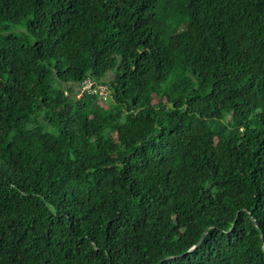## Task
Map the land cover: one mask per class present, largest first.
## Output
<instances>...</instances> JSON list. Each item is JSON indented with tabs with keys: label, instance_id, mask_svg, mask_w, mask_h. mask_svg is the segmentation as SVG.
<instances>
[{
	"label": "trees",
	"instance_id": "1",
	"mask_svg": "<svg viewBox=\"0 0 264 264\" xmlns=\"http://www.w3.org/2000/svg\"><path fill=\"white\" fill-rule=\"evenodd\" d=\"M160 259L264 264V0H0V264Z\"/></svg>",
	"mask_w": 264,
	"mask_h": 264
},
{
	"label": "built area",
	"instance_id": "2",
	"mask_svg": "<svg viewBox=\"0 0 264 264\" xmlns=\"http://www.w3.org/2000/svg\"><path fill=\"white\" fill-rule=\"evenodd\" d=\"M92 82L89 79H85L81 82L80 88H79V93L80 94L83 90H90ZM98 93L101 94L103 97L106 94V90L104 86H99L98 87Z\"/></svg>",
	"mask_w": 264,
	"mask_h": 264
},
{
	"label": "water",
	"instance_id": "3",
	"mask_svg": "<svg viewBox=\"0 0 264 264\" xmlns=\"http://www.w3.org/2000/svg\"><path fill=\"white\" fill-rule=\"evenodd\" d=\"M204 233H205V229L203 230V232H202L201 236L199 237V239L197 240V242H196L192 247H190L188 250H191L192 248H194L197 244H199V243L201 242ZM161 260H163V259H160V260H159L158 262H156L155 264H158Z\"/></svg>",
	"mask_w": 264,
	"mask_h": 264
},
{
	"label": "rangeland",
	"instance_id": "4",
	"mask_svg": "<svg viewBox=\"0 0 264 264\" xmlns=\"http://www.w3.org/2000/svg\"><path fill=\"white\" fill-rule=\"evenodd\" d=\"M75 93H77V95H78L79 90H76ZM102 106H103V107H106L107 105H106L105 103H103Z\"/></svg>",
	"mask_w": 264,
	"mask_h": 264
}]
</instances>
